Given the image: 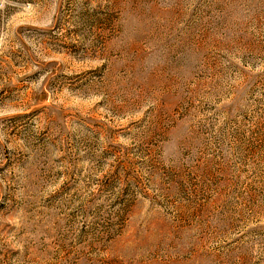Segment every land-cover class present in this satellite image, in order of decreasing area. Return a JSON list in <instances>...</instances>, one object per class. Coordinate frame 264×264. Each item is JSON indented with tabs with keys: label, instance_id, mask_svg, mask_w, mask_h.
I'll use <instances>...</instances> for the list:
<instances>
[{
	"label": "rangeland",
	"instance_id": "1",
	"mask_svg": "<svg viewBox=\"0 0 264 264\" xmlns=\"http://www.w3.org/2000/svg\"><path fill=\"white\" fill-rule=\"evenodd\" d=\"M0 264H264V0H0Z\"/></svg>",
	"mask_w": 264,
	"mask_h": 264
}]
</instances>
